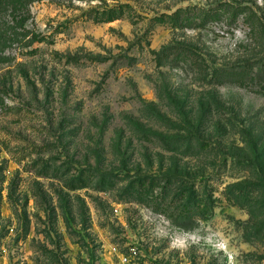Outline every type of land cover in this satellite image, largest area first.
<instances>
[{
  "label": "rangeland",
  "instance_id": "374dc122",
  "mask_svg": "<svg viewBox=\"0 0 264 264\" xmlns=\"http://www.w3.org/2000/svg\"><path fill=\"white\" fill-rule=\"evenodd\" d=\"M219 1L1 3L0 264H264V191L223 196L264 175V96L156 60L178 41L218 63L264 52L241 21L159 20Z\"/></svg>",
  "mask_w": 264,
  "mask_h": 264
},
{
  "label": "trees",
  "instance_id": "16d2710c",
  "mask_svg": "<svg viewBox=\"0 0 264 264\" xmlns=\"http://www.w3.org/2000/svg\"><path fill=\"white\" fill-rule=\"evenodd\" d=\"M5 1L9 2L10 0H0V5ZM12 1H18L21 6L27 7L38 0ZM260 1L259 5L255 4V8L250 4L241 3L237 0H221L207 7L199 5L180 7L171 14H161L159 20L162 22L167 21L171 28H186L191 30L207 28L212 22L221 23L226 29H231L241 21L247 27V35L249 38H252L258 46L260 45L259 47L264 48V0ZM121 14L122 11L119 8H109L101 12V17L104 18L96 17L101 21H105L117 18ZM25 21L26 17L24 15L14 17V23L18 26H23ZM202 54L201 48L196 44L178 41L177 43L163 46L156 52V60L159 65L169 62L174 66H178L182 62V66H197V74L208 83L247 86L254 93L264 96V52H259L254 47L248 48L245 57H239L235 62L228 64L218 63L212 58L207 60ZM207 66L211 67H208L210 70ZM225 122L231 127L235 125L231 118H227ZM254 124L255 122L248 124L249 131L254 128ZM223 135L221 133V136ZM244 159L241 163L238 160L237 164L246 169L250 167V164L245 162L247 161L246 158ZM259 175L261 176L255 182L227 185L223 192L224 198L229 202L239 204L241 207H246L249 204L248 199L251 191L261 193L264 191V175ZM185 191L189 194L192 193L194 191L193 186H186ZM263 207L264 201L260 203L258 215L254 213V210L249 209L250 217L256 218L264 215V210L262 211Z\"/></svg>",
  "mask_w": 264,
  "mask_h": 264
},
{
  "label": "clouds",
  "instance_id": "9594fccd",
  "mask_svg": "<svg viewBox=\"0 0 264 264\" xmlns=\"http://www.w3.org/2000/svg\"><path fill=\"white\" fill-rule=\"evenodd\" d=\"M216 248L218 250L224 251L226 255L228 254L226 251V245H224V246L216 245ZM229 264H235V257L234 256H230Z\"/></svg>",
  "mask_w": 264,
  "mask_h": 264
}]
</instances>
